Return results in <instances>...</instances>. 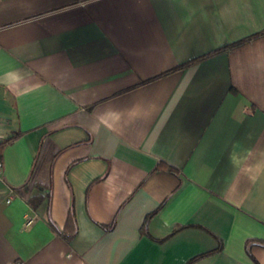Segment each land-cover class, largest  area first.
Returning <instances> with one entry per match:
<instances>
[{
    "label": "crops",
    "instance_id": "crops-1",
    "mask_svg": "<svg viewBox=\"0 0 264 264\" xmlns=\"http://www.w3.org/2000/svg\"><path fill=\"white\" fill-rule=\"evenodd\" d=\"M263 28L264 0H0V264H264V32L195 58Z\"/></svg>",
    "mask_w": 264,
    "mask_h": 264
},
{
    "label": "trees",
    "instance_id": "trees-1",
    "mask_svg": "<svg viewBox=\"0 0 264 264\" xmlns=\"http://www.w3.org/2000/svg\"><path fill=\"white\" fill-rule=\"evenodd\" d=\"M261 32H264V28L263 29H259V30H256L254 32H251L247 35H244L242 37H239L237 39H234V40H231L227 43H225L224 45H221V46H218V47H215L213 49H210L198 56H196L195 58L197 57H201V56H205V55H208L210 53H213L217 50H220V49H223L225 47H228V46H232V45H235L239 42H242L246 39H248L249 37H252L256 34H259ZM193 60V59H192ZM190 61V60H189ZM233 90V87L231 88ZM20 132L19 131H15L13 132L10 136H8L7 138H5L3 141L0 142V151H1V148H2V144L4 143V141H7V140H10V139H13L14 137H16ZM34 161H33V165H32V169H31V173L29 174V176L19 185H15L13 186L15 190H18L19 192L23 193V195L26 197V199L28 200V202L33 206V208H38L40 205L41 206H45L48 202V197H49V192L48 191H44V190H41L39 187H40V183L39 181H37V179H35L34 177H32V173H33V168H34ZM157 167H161V168H166L168 170H171L175 173H177V169L174 168L173 166L167 164V163H164L162 161H159L157 163ZM164 199H162L159 204L151 211L147 212L145 217H144V220L142 222V225H141V229H145V226H146V221L148 220V218L156 211L160 208V206L162 205ZM66 231H67V236H70L72 235L75 230H76V223H75V218H74V213H73V209L72 207L69 209V212L67 214V219H66ZM179 226L181 225H175L172 229V231L176 228H178ZM164 236L162 237H159L157 238L158 240L162 239ZM248 238H246L244 240V246H245V249L247 250V242H248ZM221 245V242L220 240H218L217 244L215 247L209 249V250H206V251H203V252H199L191 257H189L186 261L185 264H187L188 262H190L191 260H193L195 257L199 256V255H202L204 253H208V252H211V251H215L217 249H219Z\"/></svg>",
    "mask_w": 264,
    "mask_h": 264
},
{
    "label": "built area",
    "instance_id": "built-area-1",
    "mask_svg": "<svg viewBox=\"0 0 264 264\" xmlns=\"http://www.w3.org/2000/svg\"><path fill=\"white\" fill-rule=\"evenodd\" d=\"M11 197H12V194L9 193V194L5 197V200L8 201ZM32 217H33V214H32V213H28V214L26 215V218H25V223L30 222L31 219H32Z\"/></svg>",
    "mask_w": 264,
    "mask_h": 264
}]
</instances>
